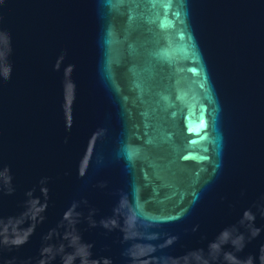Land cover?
Returning a JSON list of instances; mask_svg holds the SVG:
<instances>
[{
  "label": "water",
  "instance_id": "water-1",
  "mask_svg": "<svg viewBox=\"0 0 264 264\" xmlns=\"http://www.w3.org/2000/svg\"><path fill=\"white\" fill-rule=\"evenodd\" d=\"M0 264H264V0H0Z\"/></svg>",
  "mask_w": 264,
  "mask_h": 264
}]
</instances>
